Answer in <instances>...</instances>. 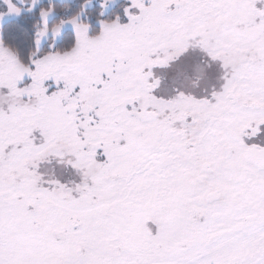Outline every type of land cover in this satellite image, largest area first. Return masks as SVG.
I'll list each match as a JSON object with an SVG mask.
<instances>
[{
  "label": "snow or ice",
  "instance_id": "obj_1",
  "mask_svg": "<svg viewBox=\"0 0 264 264\" xmlns=\"http://www.w3.org/2000/svg\"><path fill=\"white\" fill-rule=\"evenodd\" d=\"M0 264H264V0H0Z\"/></svg>",
  "mask_w": 264,
  "mask_h": 264
}]
</instances>
